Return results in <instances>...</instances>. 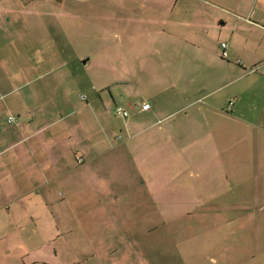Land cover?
<instances>
[{"label": "crops", "instance_id": "0c3cea01", "mask_svg": "<svg viewBox=\"0 0 264 264\" xmlns=\"http://www.w3.org/2000/svg\"><path fill=\"white\" fill-rule=\"evenodd\" d=\"M125 1L146 15L137 22L144 31L128 23L106 31L120 34L123 55L120 64H103L115 80L105 87L112 100L99 95L103 107L78 111L65 86L85 80L67 75V63L53 64L35 31L0 34V42L17 38L0 45V70H11L0 76V261L193 264L175 237L195 228L197 214L234 234L257 235L264 225V0ZM84 51L96 55L98 47ZM95 79L92 90L101 88ZM72 202L77 252L65 233ZM207 228L203 241L213 251ZM67 253L74 260L66 262ZM250 260H264V249Z\"/></svg>", "mask_w": 264, "mask_h": 264}, {"label": "rangeland", "instance_id": "374dc122", "mask_svg": "<svg viewBox=\"0 0 264 264\" xmlns=\"http://www.w3.org/2000/svg\"><path fill=\"white\" fill-rule=\"evenodd\" d=\"M1 1V0H0ZM65 0L64 3L59 0H9L4 6L0 3V34L5 30V33L9 34V30L27 31V29L35 31V34L44 41V45L51 47L50 60L53 64L67 63L66 70L67 75L78 78H83L86 82L84 85L77 86L66 85L65 88H69V91L73 95L72 102L77 105L78 111H84V106L91 104L96 107L101 106L103 102L99 95H101L105 101L112 100L110 91L106 90V85L114 83V78L109 79L112 72L110 69L103 68V64L106 62L114 61L120 64V60L123 55L122 39L120 34H115L112 37L107 36L106 31L110 29L122 31L127 28L133 29L136 25H139L140 29L144 31L141 23H137L142 20L146 15L142 11L136 9L132 10L134 4L128 3L125 0H75L69 2ZM2 2V1H1ZM13 9V10H10ZM129 9V11H128ZM124 12V13H123ZM131 23H133L131 25ZM43 30H47V32ZM60 36L57 37V34ZM16 37L10 38L7 36L5 40L0 42L7 43L8 41H15ZM90 45L98 47V53L96 55L86 54V48ZM4 46V45H3ZM6 46H9L6 45ZM62 49L60 53L56 49ZM82 49V51H80ZM9 53H3L4 58L9 57ZM87 55V56H86ZM2 56V57H3ZM91 57V62L88 65H84V62ZM90 64V66H89ZM88 66V67H87ZM10 69H1V75H9ZM107 72V73H106ZM97 74L98 84L96 87H101L97 90H92V84L90 81L91 75ZM107 76V78H106ZM104 85V86H103ZM114 92L121 94V86L113 85ZM85 96L87 100H82L81 97ZM141 96H137V100L141 99ZM119 105H125L121 98H116ZM95 104V105H94ZM100 110L95 108L91 113V119L98 121L100 118ZM85 116L83 119L90 121L87 111L81 113ZM80 115V116H81ZM96 117V118H95ZM78 118V117H77ZM117 122L123 123L118 117L114 118ZM119 134H115L117 136ZM245 167V168H244ZM240 173L249 172L245 165H241ZM246 175L245 173H242ZM242 178H246L242 176ZM245 191H249V186H246ZM76 200V199H71ZM249 201L247 205L252 203V198L244 195L242 202ZM254 203V202H253ZM73 208L75 211L66 209V238L71 242L72 250L77 252V203ZM202 214H197L194 218V227L190 232L195 233V245L188 249L186 243L189 238V230H179L175 239L180 241L179 253L181 256L189 257L194 255L193 264H215L213 261H207V255L201 256V254L214 255L219 264H264V260L253 262L250 260L251 256H255L263 252L264 249V225L259 226L256 229L257 235L253 233L248 234V230H243L234 234V230L230 228H217L216 218L210 217V222L203 223ZM217 216L218 214H213ZM220 216V214H219ZM227 221H232V215H223ZM218 219L224 220V217ZM210 224L209 238L215 243V250H209L207 244L203 241L205 233L208 234L207 225ZM40 232L39 230H35ZM205 234V236L207 235ZM250 241V244L248 243ZM260 242V245L258 243ZM186 246V247H185ZM191 247V245H190ZM174 252V246H171ZM74 260L72 254L66 255V262ZM187 261V260H186ZM181 264V261L178 262ZM0 264H18L17 261L3 260Z\"/></svg>", "mask_w": 264, "mask_h": 264}, {"label": "built area", "instance_id": "2783aa9c", "mask_svg": "<svg viewBox=\"0 0 264 264\" xmlns=\"http://www.w3.org/2000/svg\"><path fill=\"white\" fill-rule=\"evenodd\" d=\"M222 51H223L222 52V57L225 58V59L228 58L229 57V53H228V43H226V42L222 43ZM239 63L242 64L241 61H239ZM82 98L86 99L85 96H82ZM231 105H233V103H231ZM141 107H142V110L147 111V110H149L151 108V105L149 103H145ZM117 112L120 113V114H122L124 117L130 116L129 111L128 110H125L123 107H118L117 108ZM14 121H16V118L15 117H11L9 119V122H11V123L14 122Z\"/></svg>", "mask_w": 264, "mask_h": 264}]
</instances>
